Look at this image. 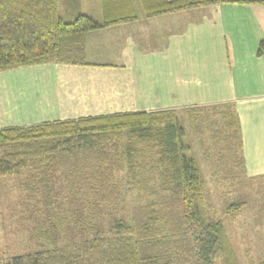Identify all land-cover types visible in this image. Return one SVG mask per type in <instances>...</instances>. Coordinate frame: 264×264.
<instances>
[{"label":"trees","instance_id":"1","mask_svg":"<svg viewBox=\"0 0 264 264\" xmlns=\"http://www.w3.org/2000/svg\"><path fill=\"white\" fill-rule=\"evenodd\" d=\"M226 2L264 5V0H100L97 19L78 5L64 8L62 0H0V70L50 62L88 65L89 32ZM256 53H264V37ZM219 108L212 117L206 110L208 125L220 120L221 133L234 141L232 155L244 167L238 115L228 103ZM200 109L186 110L192 122ZM181 119L174 109H159L0 127V181L20 177L46 207L57 205L55 195L63 194L64 205L73 210L68 218L82 221L79 229H85L77 240L50 249L13 255L0 250V264H239L224 223L207 202L199 165L183 153ZM130 193L137 200L128 212L122 203ZM74 197L84 201L80 214L83 207L95 209L88 221L76 218L88 214L74 212ZM41 231L34 225L32 236L41 237Z\"/></svg>","mask_w":264,"mask_h":264},{"label":"crops","instance_id":"2","mask_svg":"<svg viewBox=\"0 0 264 264\" xmlns=\"http://www.w3.org/2000/svg\"><path fill=\"white\" fill-rule=\"evenodd\" d=\"M263 6L226 2L139 16L89 32L88 65L2 69L0 127L228 103L240 122L244 170L264 175V53H256Z\"/></svg>","mask_w":264,"mask_h":264},{"label":"rangeland","instance_id":"3","mask_svg":"<svg viewBox=\"0 0 264 264\" xmlns=\"http://www.w3.org/2000/svg\"><path fill=\"white\" fill-rule=\"evenodd\" d=\"M62 2L66 8L74 1ZM79 4L82 12L101 18L100 0H80ZM139 10L137 7L138 14L141 13ZM198 111L199 119L194 122L184 110L175 111L182 118L180 122L184 134L181 139L186 147L183 153L194 158L199 165L206 179L207 202L216 217L224 223L238 263L258 264L264 259V175H247L238 157L232 155L237 152L233 148L234 141L220 131V120L218 122L217 117L214 118V124L209 126L207 111ZM211 112L208 111V114L213 116ZM210 131L213 132L210 134ZM215 165L217 167L213 168ZM89 196L87 194L83 200L87 201ZM134 196V193H130L123 200L122 205L128 212L133 210L134 201L137 200ZM83 200L74 197L72 204L74 212L80 216L88 214L76 218L88 221L89 214L94 215L95 209L83 207L80 214ZM237 202H242L239 209L228 208ZM54 203L57 205L46 207V203L26 189L20 177H4L0 181V250L13 255L35 249H50L77 240L79 231L81 234L85 232V229H79L82 221L75 220L74 216L71 220L68 218V211L72 214L73 210H68V206L64 205L63 194L55 195ZM34 225L43 227L41 237L32 236Z\"/></svg>","mask_w":264,"mask_h":264}]
</instances>
